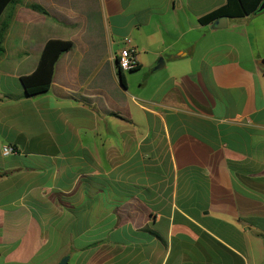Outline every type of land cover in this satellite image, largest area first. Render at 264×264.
Returning a JSON list of instances; mask_svg holds the SVG:
<instances>
[{"label": "crops", "instance_id": "0c3cea01", "mask_svg": "<svg viewBox=\"0 0 264 264\" xmlns=\"http://www.w3.org/2000/svg\"><path fill=\"white\" fill-rule=\"evenodd\" d=\"M224 4L12 5L0 53V264H264V12L199 24ZM53 39L72 48L49 89L26 96L20 77ZM125 39L137 53L128 75L147 76L137 86L124 72L119 81Z\"/></svg>", "mask_w": 264, "mask_h": 264}, {"label": "trees", "instance_id": "16d2710c", "mask_svg": "<svg viewBox=\"0 0 264 264\" xmlns=\"http://www.w3.org/2000/svg\"><path fill=\"white\" fill-rule=\"evenodd\" d=\"M17 1L18 0H0V19L7 6L12 3L14 4ZM262 1L263 0H225V4L222 7L215 9L207 15L199 18L198 22L201 25H205L213 23L220 17L241 18L255 14ZM32 8L42 12L45 15H49L48 12L40 6L35 5ZM9 18L10 16L8 17V21H5L0 25V53L3 51L2 42L9 25ZM55 18L58 19V17ZM71 48L72 43L69 41L53 39L48 40L45 43L35 70L29 75L20 77V83L26 96H36L46 92L49 89L53 77L54 65L57 59ZM117 68L119 81L122 85H124L123 71L119 68L118 64ZM137 70L138 66L128 72L133 73Z\"/></svg>", "mask_w": 264, "mask_h": 264}, {"label": "built area", "instance_id": "2783aa9c", "mask_svg": "<svg viewBox=\"0 0 264 264\" xmlns=\"http://www.w3.org/2000/svg\"><path fill=\"white\" fill-rule=\"evenodd\" d=\"M125 47L121 49L117 56V64L119 68L124 71H130L137 67V53L135 48L130 46V40L125 39L123 41ZM12 152V149L10 147H4L3 148V154L8 155Z\"/></svg>", "mask_w": 264, "mask_h": 264}, {"label": "water", "instance_id": "95a60500", "mask_svg": "<svg viewBox=\"0 0 264 264\" xmlns=\"http://www.w3.org/2000/svg\"><path fill=\"white\" fill-rule=\"evenodd\" d=\"M261 12H264V0L260 3L257 11L255 12L256 13H261ZM226 21H227V18L226 17H220L218 18L217 20H215L213 22V26L215 28H218V29H221V28H225L226 26ZM256 65L260 68V69H263L264 68V64L263 62L261 61H257L256 62ZM164 67V61L161 57L158 58L153 70L154 71H157V70H160ZM32 97V96H31ZM67 262V257L63 258L58 264H66Z\"/></svg>", "mask_w": 264, "mask_h": 264}, {"label": "rangeland", "instance_id": "374dc122", "mask_svg": "<svg viewBox=\"0 0 264 264\" xmlns=\"http://www.w3.org/2000/svg\"><path fill=\"white\" fill-rule=\"evenodd\" d=\"M20 1L23 2V0H20ZM12 5H13V3L12 4H9L7 6V8L5 9V11H4V13H3V15H2V17L0 19V25L3 22L8 21V17H9L10 10L13 7ZM10 18H11V16H10ZM10 18H9V20H10ZM124 75H125V78H128V82L130 84H132L133 86H137L139 83H141L142 81H146V79H147V76L143 72H137L135 74L128 75V72L127 71H124Z\"/></svg>", "mask_w": 264, "mask_h": 264}]
</instances>
